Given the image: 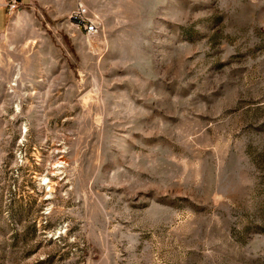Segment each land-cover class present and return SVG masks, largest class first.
<instances>
[{
  "label": "rangeland",
  "instance_id": "1",
  "mask_svg": "<svg viewBox=\"0 0 264 264\" xmlns=\"http://www.w3.org/2000/svg\"><path fill=\"white\" fill-rule=\"evenodd\" d=\"M7 17L0 264H264V0Z\"/></svg>",
  "mask_w": 264,
  "mask_h": 264
},
{
  "label": "built area",
  "instance_id": "2",
  "mask_svg": "<svg viewBox=\"0 0 264 264\" xmlns=\"http://www.w3.org/2000/svg\"><path fill=\"white\" fill-rule=\"evenodd\" d=\"M0 8L6 11V14H12L20 8V0H0ZM71 18L75 20L77 27L83 28L86 33H92L95 25L85 17V8L82 4H77L71 14Z\"/></svg>",
  "mask_w": 264,
  "mask_h": 264
},
{
  "label": "crops",
  "instance_id": "3",
  "mask_svg": "<svg viewBox=\"0 0 264 264\" xmlns=\"http://www.w3.org/2000/svg\"><path fill=\"white\" fill-rule=\"evenodd\" d=\"M7 18L6 11L0 8V31L5 28Z\"/></svg>",
  "mask_w": 264,
  "mask_h": 264
},
{
  "label": "bare ground",
  "instance_id": "4",
  "mask_svg": "<svg viewBox=\"0 0 264 264\" xmlns=\"http://www.w3.org/2000/svg\"><path fill=\"white\" fill-rule=\"evenodd\" d=\"M78 4H81V3H78ZM83 6V5H82ZM47 180V179H46Z\"/></svg>",
  "mask_w": 264,
  "mask_h": 264
}]
</instances>
